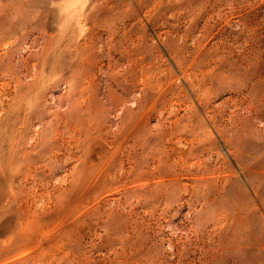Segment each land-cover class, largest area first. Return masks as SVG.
<instances>
[{"label":"rangeland","instance_id":"1","mask_svg":"<svg viewBox=\"0 0 264 264\" xmlns=\"http://www.w3.org/2000/svg\"><path fill=\"white\" fill-rule=\"evenodd\" d=\"M0 264H264V0H0Z\"/></svg>","mask_w":264,"mask_h":264}]
</instances>
